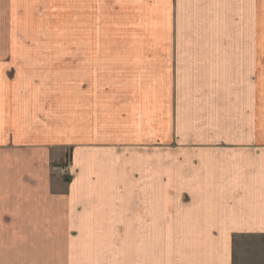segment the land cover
I'll return each mask as SVG.
<instances>
[{
  "label": "crops",
  "instance_id": "crops-1",
  "mask_svg": "<svg viewBox=\"0 0 264 264\" xmlns=\"http://www.w3.org/2000/svg\"><path fill=\"white\" fill-rule=\"evenodd\" d=\"M134 6L149 85H0V262L232 264L264 235V0Z\"/></svg>",
  "mask_w": 264,
  "mask_h": 264
},
{
  "label": "rangeland",
  "instance_id": "rangeland-1",
  "mask_svg": "<svg viewBox=\"0 0 264 264\" xmlns=\"http://www.w3.org/2000/svg\"><path fill=\"white\" fill-rule=\"evenodd\" d=\"M208 1L219 14L228 3L241 8V0ZM134 5L135 0H0V85H146L162 58L147 41L133 42ZM250 52L254 81V48ZM151 79L160 84L158 77ZM61 162L54 173L64 165L70 172L68 149ZM234 239L232 264H264V235ZM17 263L28 264L0 262Z\"/></svg>",
  "mask_w": 264,
  "mask_h": 264
},
{
  "label": "built area",
  "instance_id": "built-area-1",
  "mask_svg": "<svg viewBox=\"0 0 264 264\" xmlns=\"http://www.w3.org/2000/svg\"><path fill=\"white\" fill-rule=\"evenodd\" d=\"M56 172L62 178L67 177L69 175V165H64L62 168L57 169Z\"/></svg>",
  "mask_w": 264,
  "mask_h": 264
}]
</instances>
